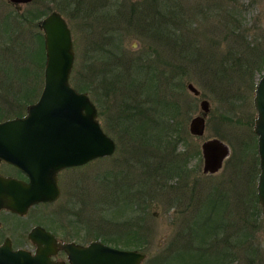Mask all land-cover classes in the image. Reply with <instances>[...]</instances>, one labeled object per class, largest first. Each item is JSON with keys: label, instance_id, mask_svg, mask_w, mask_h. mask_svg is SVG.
<instances>
[{"label": "rangeland", "instance_id": "1", "mask_svg": "<svg viewBox=\"0 0 264 264\" xmlns=\"http://www.w3.org/2000/svg\"><path fill=\"white\" fill-rule=\"evenodd\" d=\"M68 1L70 3H66ZM174 6L179 14H187L184 19L188 22L180 21L177 25V31L181 27L183 29L175 35L178 43L166 37L174 27L171 20ZM24 9L38 11L39 16L36 17L42 16L41 19L54 10L66 18L72 30L75 49L71 84L78 91L87 89L81 92L88 93L99 113L102 111L99 120L105 130L118 127L116 134L122 135L124 127H144L149 122L164 123L163 117L170 114L174 117L172 127H185L181 134L186 142L176 143V150L181 152L186 147L189 150L185 164L190 175H186L181 184L183 190L180 196L182 192L185 194L179 205L169 200L171 194L167 193L158 198V202H150L148 213L143 205L135 207L137 213H117V209L123 207L129 210L124 201L115 204L112 200L113 192L121 194L124 188L119 186L120 179L114 178V174L122 169H132L137 174L141 163L140 159L134 157L127 161L126 157L133 155L129 152L130 145L120 143L118 138L111 135L117 143L115 153L76 170L74 184L69 187L65 197L52 207L70 202L68 205L81 208L82 220L94 222L98 239L107 238V243L115 247L145 253L143 264H147V259L165 252L172 242L178 243L184 228L190 225L191 220L194 222L200 217L198 210L186 205L188 199L185 198H190L193 187L196 186L197 195H204V191L212 192V188L219 186V191L220 187L226 190L222 199L226 198L231 203L228 209L234 215V223L239 225V229L251 226L247 228L246 241L240 249L231 242L241 236L233 228L227 231L225 228L217 235L210 233L208 246L218 249L219 256L231 252L232 257L235 252L237 255L233 256L239 257L234 264H264V215L260 202L261 208L254 202L259 175L254 97L259 79L264 75V0H81L79 4L77 0H34ZM14 13L16 10L8 0H0V77L5 78L13 88L9 91L6 84L0 87V112L3 111L5 117L25 114L27 106L37 101L44 85L46 56L44 45V55L41 49L42 33L35 26L30 35L28 27H25L23 32L18 33L20 38L13 35V42L11 36L6 35L8 29L3 26L10 24V19L4 17ZM236 32H239L238 35ZM234 36L237 37L233 42L230 38ZM184 38L187 41L192 39L194 46L198 47L192 52H189L191 47H179ZM22 42L31 44L33 49ZM231 46H235L233 51H229ZM253 48H257L256 60L253 59ZM201 53L211 64L208 68L210 71H207L211 76L209 78L194 63H190ZM113 56L126 60L118 63ZM139 59V64H145L147 71L142 78L145 81L142 91L138 90V82L131 85V80L139 76L129 77L125 73L127 66L134 67L131 65L138 64ZM259 60L262 61L258 63ZM220 63H223V68ZM221 69L227 71L226 76H221ZM188 82L201 91L200 97L189 91ZM128 87L131 89L127 90ZM124 91L127 97L134 100L133 103H139L137 106L143 104L149 107L146 114L150 117L140 118L135 109L125 108V104L121 106V92ZM155 98L168 102H161L162 108L158 109ZM202 99L210 102L211 111L205 134L195 136L190 133L189 124L192 118L200 114ZM112 103L114 108L111 109ZM163 107L172 110H164ZM151 127H156V132L152 133H160V125ZM165 135L168 139L171 136ZM212 138L227 143L231 154L218 173L205 174L201 145ZM123 162L131 164L122 165ZM112 172L111 177L109 173ZM98 175L105 177L107 181L104 183L110 182L108 192H105L104 183H99ZM127 179L132 181L131 178ZM180 183V179L176 178L172 179L171 185L179 186ZM206 212H209V208ZM220 212H210L209 218H220L222 221ZM255 213L258 215L254 216ZM247 219L249 224L246 223ZM127 220L131 223L135 221L134 225H142L133 226L131 231L140 233L145 239L135 241L133 238L116 237L119 230L126 227ZM241 221L245 223L241 224ZM98 231L106 232L109 236L100 235Z\"/></svg>", "mask_w": 264, "mask_h": 264}, {"label": "water", "instance_id": "2", "mask_svg": "<svg viewBox=\"0 0 264 264\" xmlns=\"http://www.w3.org/2000/svg\"><path fill=\"white\" fill-rule=\"evenodd\" d=\"M10 1L27 3L32 0ZM41 28L46 63L40 98L27 106L25 116L0 122V159L16 163L30 178L29 182L2 180L12 182L17 188L13 200L7 199L5 206L22 214L35 204L58 198L57 174L60 170L111 156L117 147L116 141L104 131L98 108L89 94L71 85L75 50L67 20L60 12L53 11L41 21ZM187 88L195 96L201 95L193 83H187ZM254 106L261 170L257 190L264 215V75L256 86ZM200 110L189 124L190 133L195 136L205 134L206 118L211 111L207 99L201 100ZM201 150L205 174L218 173L230 156L229 145L218 138L203 141ZM30 236L39 245L51 239L49 232L40 226L35 227ZM63 248L70 254L72 264H143L146 258L145 253L137 250L118 249L100 241L89 246L64 244ZM46 254L26 256L19 250L16 263L52 264ZM10 263L0 261V264Z\"/></svg>", "mask_w": 264, "mask_h": 264}, {"label": "trees", "instance_id": "3", "mask_svg": "<svg viewBox=\"0 0 264 264\" xmlns=\"http://www.w3.org/2000/svg\"><path fill=\"white\" fill-rule=\"evenodd\" d=\"M81 0H77V4H79ZM66 3H70L69 1ZM143 10V9H142ZM186 13L179 14V11H175V6L172 8V25L174 26L171 30L170 34H167V40L168 38H172L175 40V43H178L176 41L175 35L178 32H182L183 29L182 27L180 30L177 31L176 28L177 25L180 23L185 22V17ZM206 18H209L208 15H205ZM141 17L139 16V19ZM188 22H185L187 24ZM239 32H236V35H238ZM161 35L165 33H160ZM164 36V35H163ZM237 36H234L230 39L234 40L236 39ZM192 42V43H191ZM182 44L179 47L182 46H187L191 47L189 49V52H192V49H195L194 46L195 42L190 39L187 41L185 38L180 41ZM184 44V45H183ZM235 46H231L229 51H233ZM228 51V52H229ZM253 53L255 54V58L257 59L258 53H257V48H253ZM187 54V53H186ZM233 54H236V52H233ZM114 57V56H113ZM112 57V58H113ZM237 58V57H236ZM114 60H116L118 63H122V61L125 62L126 59L123 57L119 58L114 57ZM263 60V59H262ZM262 60L257 61L260 63ZM108 61V60H105ZM141 62V59H139L138 64L136 65H131L134 67H128L125 73H127V76L132 77L133 75H138L139 78H134L131 80V85H135L136 82H138V90L142 91L144 90L143 84L145 81L142 79L145 76V64H139ZM190 63H194V66L198 68L207 78L211 77L207 71H210L209 65L210 61L207 60V57H205L204 53L199 54V56L196 59H193L190 61ZM223 68V63L219 64ZM216 66V65H213ZM129 70V71H128ZM131 71V72H130ZM134 73V74H133ZM211 73V72H210ZM221 76H226L227 71L224 72L223 69L219 72ZM130 79V78H128ZM129 82V80H128ZM142 82V83H141ZM130 86V85H128ZM80 89V88H79ZM131 89V87H128L127 90ZM81 91H86L87 89L81 88ZM123 97L120 99L121 100V106L123 104L127 105L125 108H132L137 111V115L140 118H148L150 117L149 115L146 114V112L150 109L149 107L143 106V104L138 105L139 103L135 104L133 103L134 100L130 99L127 97L125 91L121 92ZM121 95V96H122ZM161 101L156 102L158 104V109L162 108L160 106L161 102H168L167 100L161 98ZM131 101V102H130ZM169 105V104H167ZM110 106V105H109ZM111 109L113 107H110ZM119 108V107H118ZM167 107H163L164 110H166ZM154 109V108H152ZM169 111L172 110L171 108H167ZM100 116L102 114V111L100 110ZM168 117V118H167ZM167 118V119H164ZM164 123L161 121L158 123H152L149 122L148 124H144V127H124V130L121 131L123 132L122 135L116 134L117 130L119 129L118 127H109L108 131L110 135L113 137L118 138L119 142H126L127 144L130 145L129 152H131L133 155L127 156L126 159L127 161L130 160V157H134L136 159H140L141 163V169H139V172L137 174H140L138 176L132 169H125L120 170L118 173H115L114 178L120 179L119 181V186H123L124 188L122 189V193H118L117 191H114L112 196V200H114V203H119L120 201H124V204H126L128 207L127 211L124 207L117 209V213H123L126 214V212H136L135 207L139 206H144V209L146 208L148 213V208L150 206V202H158L160 198H162L164 195L167 193L171 194V197H169V200H172V202H175L176 204L181 203V199L184 197V194L180 196L181 192L183 189H181V184L183 180L185 179L186 175H190V171L187 168V161L189 157V150L186 147L184 151H177L176 150V143H182V141L185 140L181 132L185 130V127H172L173 122H174V117L170 116H164L163 117ZM155 125H160L159 127V134H155L152 132H156V127H151ZM133 126V124H132ZM158 128V127H157ZM113 134H112V133ZM118 133V132H117ZM164 134H170L171 136H168L166 138V135ZM131 135V136H130ZM136 152V155H135ZM126 163L131 162H123L122 165H125ZM135 166V165H134ZM131 167V165H130ZM236 167V166H235ZM133 173L136 175L134 176ZM112 173H109V176L112 177ZM127 178H131V180H128ZM180 179L181 183L180 185H171L172 179ZM99 183H104V181H107L105 177L103 178L98 175ZM110 183V182H109ZM108 183V184H109ZM108 184L104 183L105 185V192H108ZM219 187V186H217ZM212 188L211 191L209 192L204 191V195H197V188L196 186L193 187V189L190 192V198H185L188 199V202L186 205L193 206L194 210H198L200 214L194 222L191 220L187 227L184 228L183 234L180 236L181 239L177 242H172L170 244V247L163 253L158 254L154 258H149L147 259L146 263L147 264H234L236 260H238L239 256H233L237 255L235 252H233L232 257H231V252H226L224 256H219L217 253H219L218 249L210 248L209 245V235L210 233H220L222 230L226 228V231L230 228L234 229V232H238L241 234L235 241H231L233 245H235V248H241L243 247L244 242L246 241V231H248L249 225L247 228L244 226L239 229V225L237 223H234V215H232V212L228 209L231 205V203H228L226 201V198L222 199V194L225 196L226 190L224 188L220 187V191L218 188ZM172 189L173 191L169 190ZM178 189V190H176ZM253 194V193H252ZM219 196V199H218ZM159 198V199H158ZM254 202L260 207L259 201H258V196L255 192L254 194ZM118 205V204H117ZM122 204L120 205V207ZM188 206V207H189ZM204 207V210L202 209ZM206 211L209 208V212ZM119 208V207H118ZM261 208V207H260ZM259 208V212H261ZM218 211L220 212L222 216V221L220 218H214L213 220L210 217V212H215ZM197 212V214H198ZM196 214V215H197ZM202 214V215H201ZM258 214L255 213L254 216H257ZM130 220H127L125 222L126 227H123V230H119V233L117 234L116 237H125L127 238H133L135 241H139L140 239H145V236L141 235L140 233H135L132 232L131 230L133 226L135 227H140L142 225L135 224V221L133 223L128 222ZM213 221V222H212ZM245 223L244 221H241ZM246 223L249 224L250 221L249 219L246 220ZM246 229V230H245ZM218 230V231H217ZM121 231V232H120ZM103 231H98V234L100 235H108L106 232L103 234ZM217 235V234H216ZM245 235V236H244ZM109 236V235H108ZM106 236V237H108ZM112 236V235H110ZM104 241L107 242V238H103ZM207 241V242H206ZM227 245H230L228 242L226 243ZM207 246V247H206ZM125 247L130 248L132 246L130 245H125ZM232 249V246H229ZM243 249V248H242ZM228 254V256H227ZM253 263V262H252Z\"/></svg>", "mask_w": 264, "mask_h": 264}, {"label": "flooded vegetation", "instance_id": "4", "mask_svg": "<svg viewBox=\"0 0 264 264\" xmlns=\"http://www.w3.org/2000/svg\"><path fill=\"white\" fill-rule=\"evenodd\" d=\"M8 1L9 5L16 10V13L11 14L8 17H4L10 19V24L3 26L9 31L6 35L8 37L11 36L12 40L13 35H16V37L20 38L18 36V33L23 32L22 29H24L25 27H28L29 33L31 35L33 32L32 29L37 26L43 34H41L42 39L39 35L38 36L40 37L41 41L43 40V44L41 43V49L43 55L45 50L46 56L45 37L44 31L41 28V21L50 13L41 19L42 16L36 17L39 16L38 11L24 9L25 5L32 3L34 0L27 3H14L10 0ZM15 31H17L16 34H14ZM22 44L30 46V49H33V46H31V44L29 43L27 44V42L26 44L25 42H22ZM3 84H6V86L9 88V91L13 89L10 86V83L5 80V78L0 77V87H2ZM33 90L34 89H32L31 91ZM25 114L16 115L14 117H5L6 114L4 116V112L1 111L0 122H4L17 117H23ZM255 135L257 138L258 153V135ZM85 165L67 167L60 170L57 174V186L59 189L58 198L52 202H41L33 205L27 210V212L22 214L5 206L7 199H9L10 201L13 200L14 194L16 195L17 188L14 184L12 185V182H2V180L11 181L12 179H21L23 181L29 182L30 178L23 170H21L17 166L16 163L7 161L4 158L0 159V261H10V264H17V252L21 250L25 252L26 256H35L41 252H45L47 253L46 255L48 261H51L52 264H72L70 254L63 248L64 244L89 246L92 242L100 241L106 245L114 247L101 238L98 239V237L95 235L97 231L94 222L92 220H90L89 222H84L82 220L81 208L68 205L71 204L70 202H66L65 204L63 203V206L52 207L58 201L62 200L65 197L68 189H70L69 187H72V185L74 184V172ZM7 183H9V185H7ZM7 195L9 197H7ZM40 209L42 211L44 210V212H42ZM48 209H50V211H48ZM37 226H40L47 232H49L51 239H49L48 243L42 242L39 245L31 238L30 233ZM23 264L30 263L24 262Z\"/></svg>", "mask_w": 264, "mask_h": 264}, {"label": "bare ground", "instance_id": "5", "mask_svg": "<svg viewBox=\"0 0 264 264\" xmlns=\"http://www.w3.org/2000/svg\"><path fill=\"white\" fill-rule=\"evenodd\" d=\"M190 131V130H189Z\"/></svg>", "mask_w": 264, "mask_h": 264}]
</instances>
